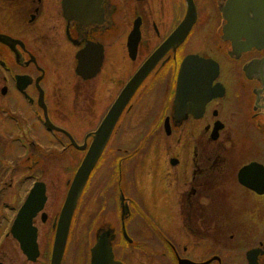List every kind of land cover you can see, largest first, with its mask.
<instances>
[{
  "label": "flooded vegetation",
  "instance_id": "1",
  "mask_svg": "<svg viewBox=\"0 0 264 264\" xmlns=\"http://www.w3.org/2000/svg\"><path fill=\"white\" fill-rule=\"evenodd\" d=\"M261 2L262 29L248 34L241 27L249 19L240 12L253 18ZM231 10L229 20L227 0H0V264H51L71 178L110 105L153 54L154 65L120 112L91 173L103 169L101 182L114 179L116 223L96 225L99 213L83 212L88 183L59 264H91V248L103 231L122 264H179L180 257L264 264V0H234ZM188 16L193 21L183 36L161 49ZM180 82L183 100L176 99ZM191 91L195 104L202 93L209 97L199 110H191ZM138 110L155 124V159L163 150L166 163L160 192L171 201L173 220L149 211L153 222L143 220L119 187L124 154L141 144L126 149L122 142L127 115ZM227 119L234 120V131L226 129ZM216 120L223 128L213 138ZM52 167L65 172L63 180L40 178ZM18 170L29 174L14 180ZM38 182L45 200L31 217L32 240L12 226ZM219 203L234 209L210 210ZM140 224L153 227L152 234Z\"/></svg>",
  "mask_w": 264,
  "mask_h": 264
},
{
  "label": "water",
  "instance_id": "2",
  "mask_svg": "<svg viewBox=\"0 0 264 264\" xmlns=\"http://www.w3.org/2000/svg\"><path fill=\"white\" fill-rule=\"evenodd\" d=\"M234 4V0H228L227 1V9L228 14L227 18L229 20H232V10L231 7ZM263 2L260 4V8L258 11H255V17L249 18L247 16V12H240V14H244L249 21L247 22L246 26L241 27L244 29L248 34L253 33V35L259 34V31L262 29L261 25V19L263 20ZM235 13H238V11H235ZM239 14V13H238ZM259 18L260 22L258 21H252L254 18ZM193 21V17L189 16L186 18L185 22L179 27V30L176 35L170 36L169 39L166 41V43L163 45L161 49H164L167 45H170V43L173 42L174 39H177L179 36H183L184 32L189 28L191 22ZM160 49V50H161ZM157 55L154 54L147 63L142 66L127 82L125 87L122 89L112 106L110 107L109 111L103 118L102 122L98 126L97 130L95 131L94 139L83 157L78 169L76 170L71 185L68 189V192L66 194L60 216L58 219L56 234L54 238V244L52 249V257H51V264H59L60 259L62 256V252L65 245V240L69 228L70 218L73 212V209L76 205L77 199L80 195V192L86 183V180L90 174V171L94 167L102 149L103 146L109 137L110 131L121 112V109L123 108L125 102L128 100L129 96L132 94L134 89L136 88L137 84L140 82V80L143 78V76L146 74L147 70L152 66L155 58ZM186 72V64L182 65L180 69V76H184ZM183 89L181 86V82L179 84V87L177 89V98H180V100H183ZM208 95L204 96L202 93L201 98L197 99V102L195 104V91H191L190 99L193 102L191 106V110L201 109L204 102L208 99ZM195 106V107H194ZM222 126V123L220 121L215 123L214 129L212 131V137H216V134L218 133V129H220ZM168 130V129H167ZM247 166H244V168H247ZM243 168V169H244ZM261 191L262 189H257ZM45 200L44 196V188L42 183H36L34 187L31 189L30 193L28 194L26 200L23 202L21 207L19 208L18 214L14 220V224L12 226V229H18L21 228L23 230H26L28 234L30 233V236L32 240L35 238L34 233V227L31 225V217L33 214L41 208L43 202ZM22 234L16 233V236L20 237ZM35 245V244H34ZM188 262V260L184 259L181 260L180 263ZM91 264H119L118 262L113 260V253L110 248L109 244V238H108V231H103L98 234L97 241L95 245L91 249Z\"/></svg>",
  "mask_w": 264,
  "mask_h": 264
},
{
  "label": "rangeland",
  "instance_id": "3",
  "mask_svg": "<svg viewBox=\"0 0 264 264\" xmlns=\"http://www.w3.org/2000/svg\"><path fill=\"white\" fill-rule=\"evenodd\" d=\"M139 113L140 112L138 110L127 115V122L123 129L124 132H123V140H122V142H125L126 149H130L131 147L137 145L139 141L144 139L145 134L150 132L148 128L149 126L148 119L141 118ZM226 129L234 131V120L231 121L230 119H227ZM151 137L148 136L145 139L148 140L147 142H145L144 140V145L146 147V152L144 154H142L143 152L140 153V150L138 149L128 151L124 154V156L127 157L126 161L132 162L135 168L132 173L133 175L132 179L134 182V186L135 188H137V190L133 188V197L137 201V204L138 202L141 203L140 201L141 198L144 204L146 205V208H148L147 211L152 213L154 217L159 219L162 218L164 213L167 216L169 213L168 217H170V220H173L174 216L172 215V211L170 210L169 207V203L171 201H168L169 198L168 200H162L163 193L160 192V189L165 182L163 180V174L165 171L164 166L166 163L165 162L163 163L162 161L163 150L157 151L159 153V157L158 159H155L156 148L154 149L153 144L155 143L156 136L153 138V140ZM153 169H155V174L153 173L154 171ZM102 170L103 169L99 170L100 172L93 175V177L91 178L90 185L87 191V195L90 194V198H89L90 203L88 204V206H86L83 209V212L94 210L95 213H99L100 216L98 217L97 220H95L96 225L103 222H109L110 224L114 225L116 223V213L118 212V208H117V203L114 201L112 191L108 192L107 201L104 203L103 207L100 206V204H98V201L101 197L100 190L103 187V184L106 182V181H102V182L100 181ZM28 174L29 171L25 172L24 170H18L15 171L13 178L14 180L25 179V177H27ZM64 177H65V172H61L60 170L58 171V169L54 167L47 168L46 173L40 176L41 179L49 183L50 180H57V179L63 180ZM126 178H127V173L124 174V172L122 171V176H121L122 180L119 184V187H123L126 189V187L123 186V180L125 181ZM105 194L106 193L104 194L101 193V195H105ZM173 208L174 209L176 208V204H174ZM233 209H234V205L227 203L213 204L210 207V210L223 211V212L231 211ZM82 217L85 218L86 215H82ZM147 218L149 221L150 218L149 217ZM78 223H79L78 225L79 228L84 227L85 224L84 219L81 218L78 219ZM140 225L144 234L146 235L152 234V229L150 226H148V224L147 226L145 224H140Z\"/></svg>",
  "mask_w": 264,
  "mask_h": 264
}]
</instances>
